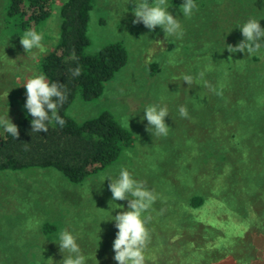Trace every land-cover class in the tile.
<instances>
[{"label":"rangeland","instance_id":"obj_1","mask_svg":"<svg viewBox=\"0 0 264 264\" xmlns=\"http://www.w3.org/2000/svg\"><path fill=\"white\" fill-rule=\"evenodd\" d=\"M64 1L57 2L40 28L46 52L37 53L35 60L20 41L0 45V115L8 111L13 123L21 115L22 84L39 73V58L58 41ZM196 5L193 15L184 18L171 0L168 10L180 17L184 28L183 37L176 39L165 38L159 26L150 31L142 23L133 24L129 0H95L86 53L95 55L108 44L121 43L128 60L99 98H76L66 113L81 123L107 112L129 132L132 144L114 163L80 184H71L50 168L1 172L0 264L60 261L63 256L54 241L41 243L65 227L79 233L87 264H117L112 242L118 229L113 221H102L109 218L111 193L108 181L102 184L100 178L120 166L156 196L145 213V264L165 263V247L180 220H198L223 231L235 264H264V88L260 96L244 88L264 84V49L250 56L226 49L243 39L236 26L249 17L261 19L264 27V0H199ZM185 74L193 77L189 85L183 82ZM161 96L168 100L167 137L152 136L147 121L140 120L144 106ZM179 105L187 108L188 118L178 115ZM196 189L213 192L201 212L187 205ZM116 203L126 210V201ZM45 222L56 226L46 237ZM184 227L180 234L186 236L191 231ZM257 254L261 256L254 260Z\"/></svg>","mask_w":264,"mask_h":264},{"label":"trees","instance_id":"obj_2","mask_svg":"<svg viewBox=\"0 0 264 264\" xmlns=\"http://www.w3.org/2000/svg\"><path fill=\"white\" fill-rule=\"evenodd\" d=\"M58 1L61 0H0V45L7 42L5 40L19 42V36L25 30L39 32ZM181 2L172 0L175 6ZM94 3L95 0H66L62 3L58 41L46 55L39 58L37 64L38 71L45 73L49 81H57L67 87L68 99L58 110L65 124L59 126L53 122L47 132H31V117L26 115L23 108L24 89L19 104L21 115L14 122L18 127V137L14 139L4 131L0 136V173L50 168L60 172L71 184H80L114 163L123 151L130 148L132 140L129 132L111 114L103 112L78 123L66 113L76 98L83 102L99 98L105 84L128 60L127 51L121 43L108 44L95 55L86 53L90 44L87 35L89 14ZM73 51L75 60L70 58ZM76 67L80 69L79 76L71 74V69ZM244 88L250 90L248 93L260 96L264 84H249ZM202 191L196 189L189 196L187 205L191 210L201 212L209 204L208 199L213 192H207L208 195ZM189 221L183 223L180 220L177 233L172 235L171 243L165 247L168 259L164 264H235L225 248L226 236L223 231L198 220L193 223ZM185 224L191 232L183 236L180 231L184 230ZM54 230V223H43L45 237L53 234ZM258 256L261 255L257 254L254 260Z\"/></svg>","mask_w":264,"mask_h":264},{"label":"clouds","instance_id":"obj_3","mask_svg":"<svg viewBox=\"0 0 264 264\" xmlns=\"http://www.w3.org/2000/svg\"><path fill=\"white\" fill-rule=\"evenodd\" d=\"M129 3L133 4L131 8L135 17L132 21L133 24L142 23L150 31L159 26L165 38L180 39L183 37L184 28L180 17L174 16L168 10L171 0H129ZM196 8L195 0H182L179 5V10L184 18H190ZM260 20L249 17L239 23L236 28L240 30L243 39L235 46L228 45L227 51L231 54L245 53L250 56L264 49V27L261 26ZM19 38L26 55H30L33 60L37 53L46 52L42 32L28 29ZM70 58L76 59L74 51L70 53ZM71 74L79 76V67L71 69ZM200 75L203 76V73ZM182 79L187 85L193 82V77L188 74H185ZM22 86L25 88L23 108L26 110V115L31 117V132H47L49 125L53 122L59 126L65 124V120L58 112L68 99V90L65 84L49 81L45 73L39 72L26 78ZM177 111L181 118H188L189 113L184 105H179ZM142 112L140 120L147 121L145 127L152 136H168L170 126L165 119L169 116L166 97L161 96L156 102L145 105ZM129 119L130 117L127 121L128 124ZM0 129H3L14 139L19 135L18 127L9 118L8 111L5 115H0ZM100 179L102 184L105 180L108 181L107 187L111 193L107 210L109 218L102 221H113L114 227L118 229L112 242L113 260L117 264H145V248L149 240V233L145 226L147 221L145 213L155 201V194L144 187L143 182L136 179L124 166L105 173ZM116 201H126V210ZM117 208L121 210L112 215V211ZM39 223L37 221V225ZM46 240L54 241L63 256L60 261L47 259L48 264H87L89 257L84 254L79 243L80 235L74 229L65 227L53 239H43L41 244Z\"/></svg>","mask_w":264,"mask_h":264}]
</instances>
